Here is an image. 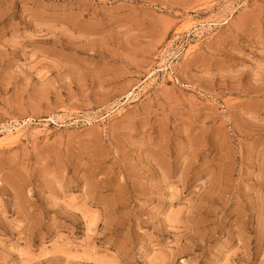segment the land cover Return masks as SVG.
<instances>
[{
    "label": "rangeland",
    "instance_id": "1",
    "mask_svg": "<svg viewBox=\"0 0 264 264\" xmlns=\"http://www.w3.org/2000/svg\"><path fill=\"white\" fill-rule=\"evenodd\" d=\"M0 264H264V0H0Z\"/></svg>",
    "mask_w": 264,
    "mask_h": 264
}]
</instances>
